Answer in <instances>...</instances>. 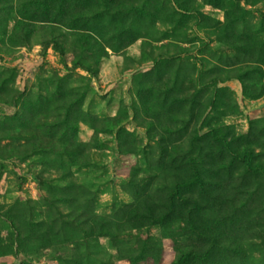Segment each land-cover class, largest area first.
<instances>
[{"label": "rangeland", "instance_id": "374dc122", "mask_svg": "<svg viewBox=\"0 0 264 264\" xmlns=\"http://www.w3.org/2000/svg\"><path fill=\"white\" fill-rule=\"evenodd\" d=\"M0 264H264V0H0Z\"/></svg>", "mask_w": 264, "mask_h": 264}, {"label": "trees", "instance_id": "16d2710c", "mask_svg": "<svg viewBox=\"0 0 264 264\" xmlns=\"http://www.w3.org/2000/svg\"><path fill=\"white\" fill-rule=\"evenodd\" d=\"M57 49H60L59 45H55ZM60 52L62 53V50H60Z\"/></svg>", "mask_w": 264, "mask_h": 264}]
</instances>
